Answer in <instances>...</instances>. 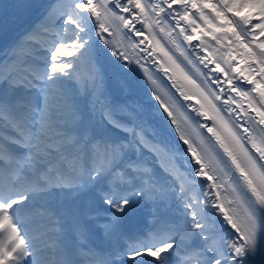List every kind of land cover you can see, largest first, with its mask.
<instances>
[{
	"label": "snow or ice",
	"instance_id": "snow-or-ice-1",
	"mask_svg": "<svg viewBox=\"0 0 264 264\" xmlns=\"http://www.w3.org/2000/svg\"><path fill=\"white\" fill-rule=\"evenodd\" d=\"M45 11L0 62V264H250L264 255V41L253 37L264 36V0H59ZM161 25L201 83L144 35ZM110 28L143 37L133 47L146 53L135 61L145 73L141 60L159 51L166 74L199 89L217 114L204 125L210 150L173 118L187 146L177 156L116 100L100 61L123 72L132 59Z\"/></svg>",
	"mask_w": 264,
	"mask_h": 264
},
{
	"label": "bare ground",
	"instance_id": "bare-ground-1",
	"mask_svg": "<svg viewBox=\"0 0 264 264\" xmlns=\"http://www.w3.org/2000/svg\"><path fill=\"white\" fill-rule=\"evenodd\" d=\"M0 2V62H2L5 59V52L8 51L17 41L24 39V34L28 31L31 25L32 28H39L43 23L44 16L46 15V8L50 5L58 3L59 0H0ZM197 22L200 23V21ZM161 26L165 27L164 33L168 35L167 26ZM136 27L139 29L141 28V25L137 23ZM126 31V29L123 31H116V29L110 28V37L107 38L110 39L113 44L117 45L119 50H126L127 54L132 59L130 70L113 72L112 67L109 64L105 63L103 60L100 61L104 64L103 71L107 74V87L108 89L110 88L109 85H112L113 87L111 90L112 95H114L117 91H120L121 95L118 97V101L121 103H127L134 108H138V106L143 107L140 115L142 118L145 117L143 120L147 128H149L152 124L158 128V132L160 133L158 141H161L169 148H172L177 156L181 158L185 157L187 146L184 145L182 141H179V133H176L175 131L176 125L171 123L173 118L176 120L181 130L185 133L186 138L190 139L198 147L210 150L212 148L210 145L213 144L214 139L212 138L211 140L205 141L204 137L207 135L211 137V133L207 132V127H204V125H207L208 127L213 126V122L208 119V116H215L214 114L216 113L214 110L212 111V109L207 107L208 104H206V101H204L203 97H201V94L192 90L191 96L185 94L172 78L169 79V77H172V75L175 74L174 76L179 77L185 84L189 86L191 85L180 73H173V71H169L166 74L164 72V67L169 66L167 63L161 66L162 53L159 51L156 52V55L153 54L152 57L143 59L144 62H141L149 69V72L145 73L144 70L135 63V61L142 56H146V53H141L139 49H134L133 47L134 43H138V41L143 39V37L134 38L132 35L126 36L124 34ZM146 31L147 30L145 29L144 35L151 36L153 38V33L150 34ZM168 37L170 41L173 42L175 33H172L171 36L168 35ZM126 38H134L135 41L129 42V45ZM152 42L153 44L156 43L153 39ZM193 43L195 44L197 42L194 41ZM147 46L148 41L145 40L144 45H141L140 47L147 48ZM147 50L148 52H151V48H147ZM233 55L235 56V63H237L240 68H244L246 66L244 58L235 52ZM153 60H155L156 65L154 64L151 66L150 63H152ZM197 67H200L201 70L207 74V70L204 69L202 65H197ZM209 67L212 66L210 65ZM131 74L138 76V79L134 80ZM153 74L158 77L157 81H159V85L163 83L170 89L175 101L163 93V91L161 92L160 90L155 89L157 85L155 84V80L152 79ZM149 76H151V79H149ZM121 85L124 87H121ZM181 92L191 97V99L185 100L184 96L181 95ZM154 94L159 95L165 104L168 105L169 109L173 113L172 117H169L167 113L164 112L163 108L160 107V103L155 99ZM201 105H203V107H201ZM217 105L219 106V104ZM181 111H184L186 116L180 117L179 112ZM202 112L207 113V115L201 116L200 113ZM195 116H197V119ZM163 119H166L165 124L160 122ZM220 120V117L219 121L218 119L216 120V126L219 128H221ZM185 121H188L191 124H194V121H197V123L194 124L195 126H193L194 128L197 127L198 131H195L194 133V130H190L188 126L185 125ZM148 123L149 125H147ZM158 123L160 124L158 125ZM203 133L205 134L203 135ZM198 136H201L204 141L200 140ZM178 163L183 164V159L178 161ZM225 179L227 178L225 177ZM199 183L201 187H203V185L207 182L200 180ZM64 194H61L60 196H63ZM195 194L198 195L199 199H203V196L199 194V191ZM233 195L234 194H232L229 190V198H233ZM207 212L213 219H218V217L214 215L212 208L209 207ZM250 264H264V255H256L251 259Z\"/></svg>",
	"mask_w": 264,
	"mask_h": 264
},
{
	"label": "rangeland",
	"instance_id": "rangeland-1",
	"mask_svg": "<svg viewBox=\"0 0 264 264\" xmlns=\"http://www.w3.org/2000/svg\"><path fill=\"white\" fill-rule=\"evenodd\" d=\"M213 2H215V0H213ZM255 17V16H254ZM253 17V18H254ZM148 32V31H147ZM255 38V37H254ZM153 40L156 42V41H159L160 42V45H163V47L168 50L170 52V54L177 60L178 63H181V66L184 68L185 72L188 73V75H191L193 79H196L197 80V83H201L200 79H198L197 75L195 74V69H192L191 66H187L186 63L183 61V57L180 55V50L179 49H176L175 47V44L173 42L170 41L168 35H166L164 32H160L159 29H155L154 32H153ZM256 42V41H255ZM249 47H252L251 44H249ZM168 64V63H167ZM169 66V64H168ZM90 64L88 62L87 59H84L81 64H80V67H79V72L81 75H87L89 73V70H90ZM166 67V66H165ZM172 73V72H171ZM174 73V72H173ZM176 73H179V72H176ZM175 74L172 75V79L177 83V85L179 86V88H181V90L185 93V94H188V95H192L191 94V90L194 91V92H198L200 94V91L199 89H197L194 85H187L185 84L183 81L180 80L179 77H176L174 76ZM257 77L259 76V73H256L255 74ZM155 80V84L157 85V87H155L156 90H160L161 92L163 91V93H165L166 95H168L169 97H171L173 100H174V96L172 95V93L170 92V89L165 85V84H160L159 85V81H157L158 77L153 76V78ZM162 85V86H161ZM203 87V85H201ZM201 97H203L201 95ZM204 99V97H203ZM175 101V100H174ZM204 101H206L204 99ZM206 104L208 108L212 109L211 105L206 101ZM218 106V105H217ZM138 109H140V107H138ZM182 110V109H181ZM214 109H212L213 111ZM215 112V110H214ZM216 113V112H215ZM216 116V114H214ZM179 116L182 117V116H186V113L184 111H181L179 112ZM167 119V118H166ZM166 119H163L162 121H160L162 124H165L166 123ZM217 119L219 121V116H217ZM225 119H227V117H225ZM223 123L222 120H220V125ZM160 123H158L159 125ZM185 125L188 126V128L190 130H194V133L195 131H198L197 127L194 128V124L192 123H189L188 121H185ZM194 125V126H193ZM217 127V126H216ZM148 133L154 137V139L156 141H158V138H160L159 134H158V128H156L155 126L153 125H150V130H148V128H146ZM217 129L219 131H221L223 133V128H219L217 127ZM197 135V134H196ZM200 138V140H203L205 139L206 140V137H204V139L201 137V136H198ZM214 144V142H213ZM212 144V146H213ZM211 147V146H210ZM162 159L163 160H167L168 159V156L167 154H162Z\"/></svg>",
	"mask_w": 264,
	"mask_h": 264
},
{
	"label": "trees",
	"instance_id": "trees-1",
	"mask_svg": "<svg viewBox=\"0 0 264 264\" xmlns=\"http://www.w3.org/2000/svg\"><path fill=\"white\" fill-rule=\"evenodd\" d=\"M247 12V10H245V13Z\"/></svg>",
	"mask_w": 264,
	"mask_h": 264
}]
</instances>
